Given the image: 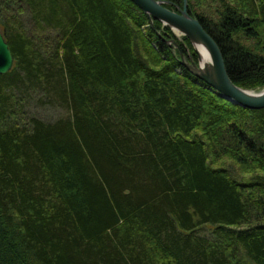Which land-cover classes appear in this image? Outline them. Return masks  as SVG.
I'll list each match as a JSON object with an SVG mask.
<instances>
[{"label": "trees", "instance_id": "1", "mask_svg": "<svg viewBox=\"0 0 264 264\" xmlns=\"http://www.w3.org/2000/svg\"><path fill=\"white\" fill-rule=\"evenodd\" d=\"M3 5L0 264H264V109L195 77L131 0ZM188 10L262 91L264 0Z\"/></svg>", "mask_w": 264, "mask_h": 264}, {"label": "water", "instance_id": "2", "mask_svg": "<svg viewBox=\"0 0 264 264\" xmlns=\"http://www.w3.org/2000/svg\"><path fill=\"white\" fill-rule=\"evenodd\" d=\"M139 6L149 17L150 21L159 20L164 25L175 30L194 43L204 45L210 55V70L205 66L198 67L196 64H185L195 75L214 87L225 99L250 109H264V91L255 94L245 90L232 82L230 79L221 49L214 38L205 30L201 22L187 12L188 3L181 13L173 12L164 6L165 2L159 0H131ZM173 41V40H172ZM176 46V44L174 43ZM178 47V45L176 46ZM14 66V57L8 42L0 33V74H7Z\"/></svg>", "mask_w": 264, "mask_h": 264}, {"label": "rangeland", "instance_id": "3", "mask_svg": "<svg viewBox=\"0 0 264 264\" xmlns=\"http://www.w3.org/2000/svg\"><path fill=\"white\" fill-rule=\"evenodd\" d=\"M159 1H161V2H165L164 3V6L166 7V8H168L169 10H171V11H173V12H177V13H181V11L183 10V8H181V7H176V8H171V7H168L167 5H168V2L167 1H165V0H159ZM187 2H188V0H187ZM136 5V4H135ZM137 6V5H136ZM185 6V0H184V5H183V7ZM4 5L3 6H0V12H3L4 14L5 13H8V14H6V15H4L3 17H4V20L5 21H11L12 19L10 18V15H12L11 13V11H9V10H6V8H5V10H4ZM138 8H140L139 6H138ZM141 9V8H140ZM142 10V9H141ZM143 11V10H142ZM144 12V11H143ZM145 13V12H144ZM192 16V15H191ZM2 17V18H3ZM21 17V16H20ZM192 17H194V16H192ZM195 18V17H194ZM196 19V18H195ZM14 21V20H13ZM159 21V20H158ZM161 22V21H160ZM20 23V22H19ZM162 24H163V22H161ZM164 25V24H163ZM20 29L19 27H14V29ZM21 30V29H20ZM206 30V29H205ZM22 31V30H21ZM207 31V30H206ZM5 33V31H4V27L0 24V33ZM35 32H37L36 31V29H35ZM208 32V31H207ZM209 33V32H208ZM35 35L37 36V37H42V35L40 34V36H39V34L38 33H35ZM49 34H46V39H47V37H49L48 36ZM177 35V36H176ZM174 34V31H172L171 30V33H170V37L171 38H169L170 40H174L173 41V43H175L176 44V46L178 45V47L177 48H179V49H184L186 52H187V55H188V60L187 61H189V63H195V64H197V66L198 67H202V65H201V62H202V59H201V57L199 56V54L197 53V48L190 42V41H187L186 40V38H184V37H182V36H180V35H178V34ZM30 36H33V34L32 35H30ZM215 40V39H214ZM41 41V39H39V40H37L36 41V43L37 42H39V43H41L40 42ZM216 41V40H215ZM218 44V43H217ZM219 45V44H218ZM38 46H43V45H38ZM220 47V46H219ZM221 49V48H220ZM222 52V51H221ZM223 54V53H222ZM224 57V56H223ZM224 62H225V59H224ZM225 66H226V63H225ZM226 70H227V66H226ZM227 73H228V70H227ZM228 75H229V73H228ZM230 77V76H229ZM246 90H249L250 92H252V93H255V94H261L262 92H263V90L261 91H256V90H250V89H246ZM220 96L222 97V98H224L221 94H220ZM230 102H232V101H230ZM232 103H234V102H232ZM234 104H236V103H234ZM236 105H238V104H236ZM239 106H241V105H239ZM243 107V106H242ZM243 108H246V107H243ZM45 109H48V111L45 113V115H49L50 117H54L55 115H56V110H54V109H49V108H45ZM247 109H250V108H247ZM41 110H43V109H41ZM251 110H258V109H251ZM259 110H262V109H259ZM238 170H239V168H237L236 169V173L237 174H239L238 173Z\"/></svg>", "mask_w": 264, "mask_h": 264}, {"label": "bare ground", "instance_id": "4", "mask_svg": "<svg viewBox=\"0 0 264 264\" xmlns=\"http://www.w3.org/2000/svg\"><path fill=\"white\" fill-rule=\"evenodd\" d=\"M188 3V2H187ZM187 12L190 14V12H189V10H188V7H187ZM191 15V14H190ZM197 20H198V18H196ZM170 28V27H169ZM171 29V28H170ZM172 31H174V34L176 35V34H178V35H180V36H182V37H184V38H186V39H188V37L187 36H183V35H181V34H179L178 32H176L175 30H173V29H171ZM211 35V34H210ZM177 36V35H176ZM189 40V39H188ZM174 41V40H173ZM173 41L171 40V47H173V46H175L174 45V43H173ZM190 41V40H189ZM191 42V41H190ZM192 43V42H191ZM196 48H197V53L199 54V56L201 57V59H202V62H201V65L202 66H205L206 68L205 69H209L210 70V61H211V59H210V55H209V52H208V50L204 47V45L202 44V43H199V42H194V43H192ZM180 61H181V63L183 62V59L188 63V64H190V65H192L193 63H189V61H187L188 60V55H186L181 49H180ZM195 64V63H194ZM182 65L183 66H185L186 67V69L189 71V72H191L195 77H197L198 78V76L197 75H195L185 64H183L182 63ZM197 65V64H196ZM231 79V78H230ZM232 80V79H231ZM233 82V81H232ZM234 83V82H233ZM207 85H209L210 86V88H212V89H214V87H212L210 84H208V83H206ZM236 85V84H235ZM238 86V85H237ZM240 87V86H239ZM241 88H243V87H241ZM243 89H245L246 90V88H243Z\"/></svg>", "mask_w": 264, "mask_h": 264}]
</instances>
